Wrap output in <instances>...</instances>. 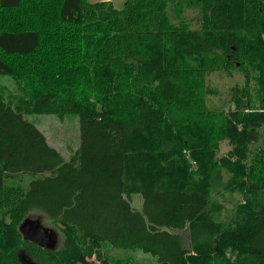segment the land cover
Listing matches in <instances>:
<instances>
[{
  "label": "trees",
  "instance_id": "trees-1",
  "mask_svg": "<svg viewBox=\"0 0 264 264\" xmlns=\"http://www.w3.org/2000/svg\"><path fill=\"white\" fill-rule=\"evenodd\" d=\"M218 73L241 77L227 99ZM2 75L21 99L0 86V264H94L96 248L98 264L129 262L104 244L160 264H264V0H0ZM32 114L77 115V154ZM32 214L60 249L24 240Z\"/></svg>",
  "mask_w": 264,
  "mask_h": 264
},
{
  "label": "rangeland",
  "instance_id": "rangeland-1",
  "mask_svg": "<svg viewBox=\"0 0 264 264\" xmlns=\"http://www.w3.org/2000/svg\"><path fill=\"white\" fill-rule=\"evenodd\" d=\"M190 16H195V13L191 12ZM240 80V76L232 77L230 75L218 73L209 78V84L219 91L221 99H227L230 97L231 88ZM0 86H2L3 92L9 103L17 104L20 101L21 93L18 89L17 83L11 77L4 75L0 76ZM215 103L220 105L221 102L220 100L215 99ZM26 119L34 123L42 132H44L48 142L62 154L66 161H69L79 151L81 137L80 119L77 115H67L62 119L54 114H32L26 115ZM230 150L231 146L227 142L222 143L220 156H225ZM220 200L225 207L222 218L228 220L232 216L236 205L242 201V196L238 193L233 195L227 194L225 197H221ZM131 202L133 207L137 210L142 209L143 199L140 195L132 196ZM41 217L43 216L41 215ZM38 218L39 216L37 214H32L30 217L31 220L39 221V223L41 222L43 227L52 231L51 237L57 241L55 249H60L63 245V236L60 231L56 229L49 220H39ZM100 250L103 255H109L112 260L123 259L129 261L126 264H160L155 257L141 251H122L119 249L108 248L105 244L100 247ZM26 257L25 263L27 264L30 261V257L28 255ZM94 259L100 262L97 248L94 249L92 256L88 257V260L90 261H93Z\"/></svg>",
  "mask_w": 264,
  "mask_h": 264
},
{
  "label": "water",
  "instance_id": "water-1",
  "mask_svg": "<svg viewBox=\"0 0 264 264\" xmlns=\"http://www.w3.org/2000/svg\"><path fill=\"white\" fill-rule=\"evenodd\" d=\"M20 230L26 242L33 243L42 248H56L57 241L51 237L52 231L43 227L39 221H33L29 218L21 225ZM27 264L34 263L29 261Z\"/></svg>",
  "mask_w": 264,
  "mask_h": 264
},
{
  "label": "crops",
  "instance_id": "crops-1",
  "mask_svg": "<svg viewBox=\"0 0 264 264\" xmlns=\"http://www.w3.org/2000/svg\"><path fill=\"white\" fill-rule=\"evenodd\" d=\"M91 3H98V2H111L113 3L114 7L116 9H123L124 8V5L125 3L128 1V0H89Z\"/></svg>",
  "mask_w": 264,
  "mask_h": 264
},
{
  "label": "built area",
  "instance_id": "built-area-1",
  "mask_svg": "<svg viewBox=\"0 0 264 264\" xmlns=\"http://www.w3.org/2000/svg\"><path fill=\"white\" fill-rule=\"evenodd\" d=\"M94 264H98V261L96 259L93 260Z\"/></svg>",
  "mask_w": 264,
  "mask_h": 264
}]
</instances>
